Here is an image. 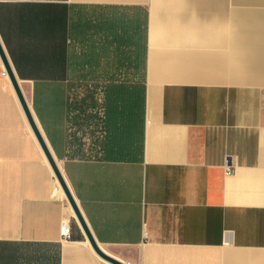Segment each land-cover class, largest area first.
I'll use <instances>...</instances> for the list:
<instances>
[{"label": "crops", "instance_id": "1", "mask_svg": "<svg viewBox=\"0 0 264 264\" xmlns=\"http://www.w3.org/2000/svg\"><path fill=\"white\" fill-rule=\"evenodd\" d=\"M0 43L108 253L264 264V0H0ZM83 225L0 54V264H114Z\"/></svg>", "mask_w": 264, "mask_h": 264}, {"label": "water", "instance_id": "2", "mask_svg": "<svg viewBox=\"0 0 264 264\" xmlns=\"http://www.w3.org/2000/svg\"><path fill=\"white\" fill-rule=\"evenodd\" d=\"M0 54H1V56L3 58V61H4L5 65H6L7 71H8V73H9V75H10L12 81H13V84H14V86L16 88V91H17V94L19 96V99H20V101H21V103H22V105H23V107H24V109L26 111L27 118H28V120H29V122H30V124H31V126H32V128H33V130H34V132H35L40 144L42 145L43 150H44V152H45V154H46V156H47L52 168L54 169V172H55L56 176L58 177L60 183L62 184L64 190L66 191V194H67L70 202L72 203V205H73V207H74V209H75L80 221L82 222V224H84L83 226H84V228H85V230L87 232L88 238L90 239V242H91L93 248L95 249V251L102 258H104L105 260H107V261H109L111 263H114V264H127V263H125V262H123V261H121L119 259H116L114 256H112L110 253H108L103 247H101L94 240V238H93V236H92V234H91V232H90V230H89V228H88V226H87V224H86V222H85V220H84V218H83V216H82V214H81V212H80V210H79V208L77 206V203H76V201L74 199V196H73V194H72V192H71V190H70V188L68 186V183H67L64 175L62 174L61 170H60L58 162H57L56 158L52 155V153H51V151H50V149H49V147H48V145H47V143H46V141H45V139H44V137H43V135H42V133H41V131H40L35 119H34V117H33V115H32V113H31V111L29 110V106H28V103H27V100H26V96L22 92V90L20 88V85L18 83V80L16 79V77H14V74L12 72V69H11L10 65H9L8 59H7L6 54H5V52H4L3 48H2L1 43H0Z\"/></svg>", "mask_w": 264, "mask_h": 264}, {"label": "built area", "instance_id": "3", "mask_svg": "<svg viewBox=\"0 0 264 264\" xmlns=\"http://www.w3.org/2000/svg\"><path fill=\"white\" fill-rule=\"evenodd\" d=\"M4 74H6V70L4 71ZM77 96L78 95L75 94L74 96H72L73 97L72 99L77 101V99L79 98V96L78 97ZM77 112H79V111H77ZM89 112L97 113V114L99 113L100 115L99 114L98 115L101 117V116H103L105 111H104L103 107H101L99 109L97 107H93V108L89 109ZM103 132H104V130L102 128L101 129L99 128V129H97V131L95 133L96 137L88 136V138H87V140H88L87 146L88 147L87 148H88L89 152H91V155H97L98 152H100L101 146H100L99 140L101 139ZM84 134H86V136H87L86 130H84ZM234 169L235 168H234L233 164L226 162V172L227 173L234 172ZM61 232H62V235L64 238L70 237L71 227L67 221L65 223H63L62 228H61Z\"/></svg>", "mask_w": 264, "mask_h": 264}, {"label": "trees", "instance_id": "4", "mask_svg": "<svg viewBox=\"0 0 264 264\" xmlns=\"http://www.w3.org/2000/svg\"><path fill=\"white\" fill-rule=\"evenodd\" d=\"M82 80V79H81ZM79 101V100H78ZM81 103H82V101H81ZM81 107H82V105H81Z\"/></svg>", "mask_w": 264, "mask_h": 264}]
</instances>
